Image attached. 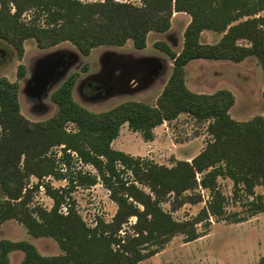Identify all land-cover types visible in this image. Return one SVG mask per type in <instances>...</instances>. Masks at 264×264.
Listing matches in <instances>:
<instances>
[{
  "label": "trees",
  "instance_id": "trees-1",
  "mask_svg": "<svg viewBox=\"0 0 264 264\" xmlns=\"http://www.w3.org/2000/svg\"><path fill=\"white\" fill-rule=\"evenodd\" d=\"M27 11L32 15L24 19ZM262 11L264 0H0V38L19 55L28 38L41 48L70 41L85 55L96 46L123 45L129 39L144 49L151 31L170 29L174 12L191 16L180 51L166 41L155 42L173 62L156 104L130 99L104 111L89 110L74 98L79 73L73 72L51 94L56 113L31 122L20 111L19 84L0 76V187L5 195L0 200V229L6 220L17 219L32 236L54 238L63 252L44 255L28 240L0 237V264H9L14 250L24 252V264H136L160 251L176 234H184L186 242L199 238L212 219L242 222L264 211V194L255 191L264 185V114L236 120L230 113L236 101L230 89L195 92L185 77L187 64L197 58L240 62L256 56L264 69ZM204 30L223 35L216 43H203ZM153 59L146 61L152 64ZM20 69L23 76L22 65ZM181 113L208 121L212 137L191 160L178 159L167 166L112 146L124 123L151 141L155 127ZM69 123L76 130L68 131ZM56 146L61 148L60 157L50 154ZM76 158L92 165L96 173L74 170ZM32 175L38 181L29 185ZM47 176L67 179L71 186L102 183L117 204L114 216L90 226L74 206L62 211L67 189L54 187L45 181ZM219 177L233 180V196L247 213H228ZM41 186L54 201L50 209L30 205L31 192ZM199 188L209 190V199L197 214L181 220L163 206L165 201L174 208L199 202Z\"/></svg>",
  "mask_w": 264,
  "mask_h": 264
},
{
  "label": "rangeland",
  "instance_id": "rangeland-1",
  "mask_svg": "<svg viewBox=\"0 0 264 264\" xmlns=\"http://www.w3.org/2000/svg\"><path fill=\"white\" fill-rule=\"evenodd\" d=\"M129 1L139 3V0ZM261 14H264V11ZM31 15L32 12L27 11L23 17L28 19ZM190 20L189 14L174 12L170 29L166 32L151 31L144 49H137L133 41L129 39L123 45L96 46L88 55L83 54L70 41H62L41 48L33 38L24 41V52L19 55L11 43L0 38V47L5 49L8 54L5 60L0 63V76H5L10 81L19 84L20 111L31 122L46 120L56 113L57 104L52 100L51 94L73 72L79 73L74 87V98L89 110L104 111L130 99L156 104L157 98L172 72L173 62L165 52L155 46V42L166 41L175 51H180L184 44V31ZM222 35V33L213 30H204L200 39L203 43H216ZM240 42L247 43L245 40ZM115 53L118 55L127 53L134 58L144 56L158 58L162 60L161 71L156 75L151 86L147 88L145 86L141 88V86L139 89V85L149 81L152 68L149 61L136 63L134 68H122L121 74L116 76L117 78L115 77V81L112 82L113 89L105 90L102 92L103 95L89 93L86 89L88 82L100 81V79H107L108 82L109 75H102L100 61L106 55L113 56V54L116 55ZM55 54L67 56L68 61L70 60L71 65L65 71L64 77L48 88L44 97L39 101L28 98L32 73H35L41 63ZM21 65L23 66V76L19 75ZM85 65L88 66L86 70H84ZM185 69L186 84L195 92L211 93L220 88H228L234 93L236 101L230 109L234 119L246 121L264 114V69L256 56H248L240 62L229 59L197 58L191 60ZM134 77L140 81L134 80L129 86V90H119ZM67 129L74 131L76 126L69 123ZM154 133V139L146 141L140 132L133 131L127 123H124L120 135L113 140L112 146L132 155H140L159 164L172 166L178 159H192L212 138L208 132V121H199L187 113H181L177 118L158 125L154 128ZM119 143L124 146L120 147ZM50 154L60 157L61 148L59 146L52 148ZM62 167L66 170L65 166ZM73 169L96 173V169L92 165L84 164L77 158ZM37 181L38 178L32 175L29 178V185ZM45 181L57 188L65 187L67 197L66 202L62 205V211L66 212L69 205L74 206L90 226H94L100 219L110 221L117 210V204L111 200L109 190L100 182L90 187H84L68 185L67 179H56L53 176H47ZM218 182L228 198V213H247L243 203L233 196V180L229 177H219ZM255 191L258 194H264V185H257ZM196 194L201 195L199 202H185L174 208L170 201H165L163 206L172 211L175 218L186 219L197 214L209 199L208 189L199 188ZM4 197L0 187V200ZM53 203V199L46 193L43 186L30 194L31 207L41 205L50 209ZM135 219V217L131 218L129 223L123 226L122 233L129 229L131 222L133 223ZM200 229H202L201 226ZM0 237L14 241L29 240L44 255L63 253L54 238L32 236L25 225L17 219H9L2 224ZM262 256H264V211L258 212L242 222L212 219L210 228L199 238L186 242L184 234H176L160 251L147 256L136 264H260ZM23 260L24 252L22 250H14L10 253L9 264H24Z\"/></svg>",
  "mask_w": 264,
  "mask_h": 264
},
{
  "label": "flooded vegetation",
  "instance_id": "flooded-vegetation-1",
  "mask_svg": "<svg viewBox=\"0 0 264 264\" xmlns=\"http://www.w3.org/2000/svg\"><path fill=\"white\" fill-rule=\"evenodd\" d=\"M64 57H66L65 64L59 67L58 73L51 79V81L45 86V88L41 92H39L40 89L37 90L35 87H33L32 89L30 87L28 88V91L30 92L28 95L29 96L28 98L39 101L40 99L44 97L48 88H50L55 82L59 81L62 77H64L65 71L71 65L70 60L68 61L67 59L68 57L67 56H64ZM127 59L129 58H119V56H112V55H110V57L105 56L103 59H101L100 61L101 62L100 66L102 68L101 72H102V75L103 74L109 75L108 82H107V79L106 80L100 79V81L93 80V81L88 82L87 83L88 88L86 87V89H88L89 93L91 92L94 95H101V94L103 95L102 92H104L105 90H110L111 88L113 89L112 82L115 81V77L118 76L117 75L118 69H115V68L121 67V68L130 69V68L135 67V64L130 63L129 60H128L129 62H127ZM33 74L34 73H32L31 75V79L33 77ZM100 77L102 76L100 75ZM133 82H134V79H130L128 81V84L124 85L122 89H119V90L120 91L129 90L130 89L129 86H131Z\"/></svg>",
  "mask_w": 264,
  "mask_h": 264
},
{
  "label": "water",
  "instance_id": "water-1",
  "mask_svg": "<svg viewBox=\"0 0 264 264\" xmlns=\"http://www.w3.org/2000/svg\"><path fill=\"white\" fill-rule=\"evenodd\" d=\"M7 55L8 54L6 50L0 47V63L5 60ZM106 56L110 57V55ZM65 61L66 60L64 56L61 54H55L49 57L48 60L46 59L43 63L39 65V68L33 74L29 87L31 89L33 87H35L37 90L40 89L39 92H41L45 88V86L51 81V79L58 73L59 67L65 64ZM150 66L152 68V72L155 71L154 76L152 80L150 79L148 82H143L141 85H139V89L141 86V88H143L144 86L145 88L151 86L154 83V78L158 74L159 69L162 67L161 65H159L158 67L157 62L154 59L152 60V64H150ZM135 80L137 81L138 79Z\"/></svg>",
  "mask_w": 264,
  "mask_h": 264
},
{
  "label": "crops",
  "instance_id": "crops-1",
  "mask_svg": "<svg viewBox=\"0 0 264 264\" xmlns=\"http://www.w3.org/2000/svg\"><path fill=\"white\" fill-rule=\"evenodd\" d=\"M149 35V34H148ZM116 54V53H115ZM113 56H119V58H129V59H127V62H129L130 61V63H133V64H140V63H143L144 61H146V59L147 58H153V57H151V56H144V57H137V58H134L133 56H130V55H128L127 53H121L120 55H118V54H116V55H114L113 54ZM129 60V61H128ZM150 60V59H149ZM154 60H156V62H157V65H158V67H159V65H161L162 66V60H160V59H158V58H155ZM136 66V65H135ZM162 68V67H161ZM161 68L159 69V72H158V74L160 73V71H161ZM115 69H118V71H117V75L119 76L120 74H121V72H122V68L120 67H116ZM116 71V70H115ZM154 73H155V71H151V73H150V79L152 80V78H153V76H154ZM157 74V75H158ZM156 77V76H155ZM131 79H133V78H131ZM149 79V80H150ZM197 92H201V91H197ZM156 128V127H155ZM120 133H121V131H120ZM120 135V134H119ZM119 146L120 147H123L124 146V144H122V143H119ZM191 159V158H190ZM189 159V160H190ZM29 241V240H28ZM31 242V241H30ZM11 253V252H10ZM10 256V255H9Z\"/></svg>",
  "mask_w": 264,
  "mask_h": 264
}]
</instances>
